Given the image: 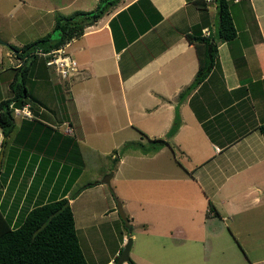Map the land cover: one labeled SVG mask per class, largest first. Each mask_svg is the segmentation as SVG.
<instances>
[{
    "label": "crops",
    "instance_id": "obj_1",
    "mask_svg": "<svg viewBox=\"0 0 264 264\" xmlns=\"http://www.w3.org/2000/svg\"><path fill=\"white\" fill-rule=\"evenodd\" d=\"M4 1L17 0H0V5ZM87 2L72 11L92 9L98 0ZM230 7L236 35L217 40L215 64L181 96L198 68L197 47H203L189 41L187 33L215 36L217 0H118L81 35L69 39L67 49L78 60L80 71L68 86L63 85V104L62 94L54 90L62 84L56 80L58 74L42 59L36 60L29 74L31 80H38L30 84L32 96L43 106L49 98L54 102L52 112L43 109L42 113L55 117L60 125L47 124L52 128L39 130L42 135L47 131L43 144L37 143L40 153H35L37 145L24 151L19 140L12 142L18 149L12 164L4 170L0 167V211L10 225L17 226L38 204L62 196L71 204L78 196L68 193L66 183L81 162L78 148L82 150V140L89 137L85 116L96 133L110 135L102 141L111 142L112 148L118 133L129 132L124 142L135 136L142 141L166 138L177 113L180 124L167 137L168 143L136 155L135 147L123 152V159L133 155L144 161L145 172L151 168V174L142 178L158 188L147 195L148 206L157 212L145 208L144 220L129 232L134 243L130 257L137 264H264V131L260 128L264 123V0H232ZM112 27L120 37L132 36L120 49ZM8 42H0V100L11 96V81L21 80L15 69L21 60L10 45L27 43ZM40 110L34 107V114ZM19 119L22 125L34 121ZM67 134L74 140L65 138ZM3 136L0 128V150ZM32 154H36L33 162ZM40 157L49 161L44 162L43 174L50 170V162L70 167V175L55 194L52 185L42 189L44 175L36 180ZM109 211L114 208H104L105 214ZM181 212L189 217H177ZM73 214L79 241L81 236L91 242L84 212L79 219ZM128 218L134 227V216ZM226 228L231 235H224L214 248L212 237ZM129 236L123 234L119 244ZM119 252L117 247L103 264H112ZM225 253L235 255V260L222 262L220 255Z\"/></svg>",
    "mask_w": 264,
    "mask_h": 264
},
{
    "label": "rangeland",
    "instance_id": "obj_2",
    "mask_svg": "<svg viewBox=\"0 0 264 264\" xmlns=\"http://www.w3.org/2000/svg\"><path fill=\"white\" fill-rule=\"evenodd\" d=\"M48 2L50 4H48ZM76 5H88V2L87 0H17L16 2L5 4L4 1L0 5V40L6 43H9L8 40H11L14 43L18 41L30 42L48 32L53 33L52 27L54 24L55 15L57 13H70V11L72 12L73 7ZM91 5L89 6L94 7ZM53 35L55 34L53 33ZM43 57L44 56L37 54V61L41 60ZM57 78L58 79L56 80L62 84L54 86V90H56L59 95L62 94L60 97H63V85L68 86L70 83H67L69 81L67 79L65 80L64 78H61L59 76H57ZM74 78L75 76L72 79ZM34 79L35 77L33 78V80ZM33 80L29 79L27 81V86L29 87L31 95L27 99L32 102L33 108L37 106L38 109L41 108L40 114L35 115L34 109L30 107L33 112L34 121H25L23 125L19 119V116L23 118L29 117H25L21 113L14 115L15 122L17 124V129L14 131V138L19 132L20 140L17 142V144L21 145V147H24V151L27 150L26 147L30 148L29 146L37 145V143L43 144V139L45 138L47 131L42 135L39 130L42 131V128L44 127H47V129L52 128L47 124H54L55 127H59L60 125L57 124V119L55 117L47 118L46 113H42L43 109L44 111L52 112V109L56 106L54 105V102H52V100L49 98L46 102L47 106H43V104L36 102L32 97L34 93L31 92L30 84L32 82L37 83L38 81ZM7 88L8 87H6V90H8ZM60 101L61 104H63L62 100ZM120 117L124 118V116ZM85 119L87 121L86 132L89 133V137L85 141L82 140V150L81 148H78V151H81L82 163L80 162L81 164H76V170L72 172L70 179L66 183V190L68 191V193H70L71 196L77 193L78 196L71 203L72 210L75 212L77 219L81 217V212H84L86 225L89 228L91 242L80 236V244L86 256L87 263L103 264L105 259L109 257L117 247L121 251L123 245L125 244V242H123V244H119L122 235L125 234L129 236V232L131 233L132 231L137 230L135 229V225L141 224L142 222L140 221L144 220L143 218H141V214H143V212L146 210L145 208L152 209L153 211L157 212L156 208L148 206V204H150V200L147 195H149V193H153L154 195L155 193H157L158 188L149 183V178L147 180L142 178L144 175H147V172L148 175H150L152 171L150 167H147L148 171L145 172V167L141 166L144 161H139L135 158H132L134 157L133 155L126 156V158L123 159V152L127 151L125 150L127 148H124V146H126V144H129V140H126L125 142L124 140L129 136V132H125V134H116V141L114 143V145H116L110 148L112 144L111 142L107 140L105 142L102 141L103 136L110 137V135L105 133H96L92 129V126L89 125L90 118L85 116ZM61 128L63 129V125L60 126V129ZM67 135L68 136L64 135V137L67 138L70 136L69 140H72V138L74 140V136L72 134ZM137 138L138 137L136 136L132 138L130 144L132 142L140 140ZM143 143V145L146 147H150L151 145L148 139L144 140ZM18 145L16 146L19 147ZM66 146H68V153L71 146L69 145V141H66ZM130 146L131 145H128V147ZM37 147L35 149V153H40L39 146L37 145ZM17 150L18 149L16 147H12V142L7 145L1 162V170H4L11 166L12 159H14L13 157L15 156ZM138 152H143V149H139V147H136V150H134L133 154L136 155L135 153ZM117 154H121V157L118 158V160L114 158ZM129 154L131 153H128L126 155ZM35 155L36 154H32L31 156L32 162L36 158ZM67 155L65 156V158L68 159L67 162L70 163L69 155ZM38 160L41 162L39 170H35L37 172L36 180L38 181L41 176L44 175L41 183L42 189L47 190L49 186L52 185V191L54 192V194L57 193L59 190H61L60 188L63 182H66L65 177L67 176V173L68 175H70V167H68L67 164L63 165L56 162H50V170H47L46 174H43L42 172L44 170V162L48 163L49 161H47L46 157H40L38 158ZM56 160L58 162L61 161L60 159ZM63 161H65V159H63ZM28 166L30 169L32 168L31 164H29ZM57 169L60 170L57 172ZM111 171L112 174L110 175L109 182L101 181L95 183L97 180L100 181L101 179L106 177ZM165 180L166 182L170 183L168 179ZM150 197H152V195ZM117 201L121 202L126 216H134V227H131L130 230L128 228V223H126V221H124L120 216V213L117 209ZM125 202L127 205H125ZM105 207H113L114 211H109L107 214H105ZM209 207V209L215 208L211 205H209ZM193 213L195 212L193 211ZM207 213H209V210L206 211V214ZM187 215L188 213L181 212L177 215V217H189ZM167 216L169 219H171L172 213L169 212ZM98 222L101 224H98ZM196 233H199V229L196 230ZM228 234H230V232L229 229L226 228L225 230H223L222 234H219L217 237H212V246L216 248V242L220 239L223 240L225 238L224 235L228 237ZM141 236L142 235L139 234L138 238H140ZM130 237L133 238L131 235ZM235 257L236 256L232 253H225L224 255H220L222 262H232L233 260H235Z\"/></svg>",
    "mask_w": 264,
    "mask_h": 264
},
{
    "label": "trees",
    "instance_id": "obj_3",
    "mask_svg": "<svg viewBox=\"0 0 264 264\" xmlns=\"http://www.w3.org/2000/svg\"><path fill=\"white\" fill-rule=\"evenodd\" d=\"M117 1L99 0L96 7L89 10L76 9L68 14L57 13L52 27L55 35L48 32L22 46L10 45L17 51L16 55L21 60V63L15 68L19 71L21 80L19 82L11 81V96L0 100V128L4 135L1 141L4 147L3 153L10 142L16 139L20 140L19 132L14 138L17 124L14 117L15 112L10 103L13 102L14 106L21 107L30 102V107L34 109L32 102L27 99L31 96L27 81L30 79L29 74L33 70V64L37 60V54L34 51L38 48L46 51L58 47L71 37L81 35L86 26L102 17ZM231 1L217 0L219 17L215 36L187 33L189 41H198L203 44V47L200 45L197 47L199 60L197 71L192 81L180 92V96L183 95V91H187L201 82L215 64L217 40L232 39L236 35V28L230 12ZM112 34L117 49L132 39V36L120 37L113 27ZM42 61L45 63L44 57ZM64 97H61L62 102ZM30 119L33 120L34 117ZM179 124L180 118L176 113L170 129L166 133V138L148 139L150 147L144 146L143 141L139 140L131 144L129 142L124 148L131 145L130 147H139L143 151L156 150L168 143L167 137L176 131ZM260 128L264 131V123L260 125ZM114 158L118 160V156ZM117 256L118 254L115 255L112 264L115 263ZM128 261L131 264H137L131 257ZM0 264H88L79 241L69 198L62 196L32 207L15 227L10 225L0 211Z\"/></svg>",
    "mask_w": 264,
    "mask_h": 264
},
{
    "label": "built area",
    "instance_id": "obj_4",
    "mask_svg": "<svg viewBox=\"0 0 264 264\" xmlns=\"http://www.w3.org/2000/svg\"><path fill=\"white\" fill-rule=\"evenodd\" d=\"M237 1V0H234ZM208 31H206L207 33ZM69 39L65 41L62 45L58 47L51 48L49 50H42L40 48L36 49L34 53L40 54L45 58V64L52 69L55 73L58 74L59 77L64 78L65 80H69L77 75L80 71V64L77 59L71 55V53L67 49V45L69 44ZM10 106L13 107L15 114L21 113L25 117L32 118L33 112L30 109V103L27 102L21 107L14 106L13 102L10 103ZM66 131H70V127L68 123H65Z\"/></svg>",
    "mask_w": 264,
    "mask_h": 264
},
{
    "label": "water",
    "instance_id": "obj_5",
    "mask_svg": "<svg viewBox=\"0 0 264 264\" xmlns=\"http://www.w3.org/2000/svg\"><path fill=\"white\" fill-rule=\"evenodd\" d=\"M0 42H3V41L0 40ZM3 43H6V42H3ZM6 44L9 45L8 43H6ZM209 49H210V47H209ZM2 157H3V149L0 150V167H1ZM111 174H112V171L106 177H104L102 179V181L103 182H109ZM117 209H118L122 219L124 221H126V223H128V228L130 230L132 227V224L129 222V218H128V216H126V213L122 208V204L119 201H117ZM131 244H132V238L129 236L127 238L125 244L123 245L121 251L118 253V256H117L114 264H122L123 262L128 261V259L130 257L129 251H130Z\"/></svg>",
    "mask_w": 264,
    "mask_h": 264
}]
</instances>
